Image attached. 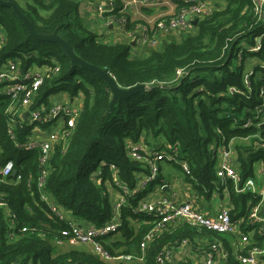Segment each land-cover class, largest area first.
<instances>
[{"label": "trees", "instance_id": "1", "mask_svg": "<svg viewBox=\"0 0 264 264\" xmlns=\"http://www.w3.org/2000/svg\"><path fill=\"white\" fill-rule=\"evenodd\" d=\"M1 1L13 2L38 33L56 30L81 59L107 70L120 86L146 85V90L116 100L107 111L111 95L103 79L87 68L71 66L57 43L30 36L13 8L0 3V66L13 62L21 74L36 69L43 75L30 109L48 108L49 96L60 91L69 97L78 93L83 96L72 134L66 143L54 146L44 179V190L66 215L95 226L112 221L114 196L121 193L116 182L135 189L149 175L146 158L163 149L170 154L177 150L176 159L159 160L156 176L127 196L119 208L116 231L99 239L112 257L132 256L114 264H155L156 256L164 251L171 252L166 263L170 264L175 248L183 240L192 243L195 237L220 241L228 251L229 264H239L222 234L175 222L154 236L147 243L143 259H137L142 255L140 243L157 218L136 209L156 186L168 187L169 175L161 163L177 170L189 191L194 190L198 205L226 188L232 221L241 222L243 231L254 229L250 245L262 244L264 234L259 224L249 221L250 210L261 196L251 191L236 193L230 180L222 184L217 175V149L221 146L232 151L233 165L242 182L253 178L257 167L264 169V123L260 124L264 117L260 93L264 86V37L261 47L251 50L255 37L264 33V18L251 0H224L200 17L192 30L181 31L179 39L170 32L158 34V43L145 45L140 56L131 55L129 41L110 44L99 40L83 25L75 1ZM173 1L174 12L157 19L186 6ZM113 7L103 20L124 19L121 24L125 31L140 24L130 20L122 0H115ZM147 29L149 36L156 33L155 28ZM248 72L246 86L244 75ZM9 103L10 97L0 92V165L11 160L16 170L15 175L0 180V198L17 221L15 228H10L0 209V263L25 264L31 259L40 264H112L82 247L54 242L59 230L67 226L38 201V151L15 144L25 142L36 123L9 113ZM51 122L40 126L45 128ZM10 125L14 140L8 132ZM247 139V144L237 143ZM137 145L145 161L130 156ZM181 162L187 171L181 168ZM261 204L264 208V196ZM23 225L35 227L45 236L19 232Z\"/></svg>", "mask_w": 264, "mask_h": 264}, {"label": "built area", "instance_id": "2", "mask_svg": "<svg viewBox=\"0 0 264 264\" xmlns=\"http://www.w3.org/2000/svg\"><path fill=\"white\" fill-rule=\"evenodd\" d=\"M181 3L186 4L185 7L180 8L176 14H171L168 17L159 18L153 21L150 27L147 25L138 24L134 30L125 31L131 39L136 42L137 45L144 47L145 45L154 46L158 43V34L164 32L173 31H190L194 28L191 20L194 18H200L214 8L209 0H177ZM254 4V9L259 16L264 18V0H251ZM115 0H99L97 5V14L103 18V15L111 11L114 7ZM126 3L131 5L151 6L155 4L154 0H126ZM264 20V19H263ZM106 24L117 23L121 30V21H116L111 17L104 20ZM147 28H155L156 33L149 36L147 34ZM264 37V33L255 37V44L251 50L257 51L261 47V39ZM264 66V64L262 65ZM177 74H180L178 72ZM247 74L244 75V83L248 86ZM43 75L39 70L31 69L27 73L21 74L18 69V65L13 62H7L0 66V92L10 97V103L7 111L11 114L17 115L19 118L26 119L29 123H36L37 125L45 122L54 121L57 118H61V126L59 131H51L43 139H36L31 136L22 143L15 141L18 147L25 149H35L38 151L39 161V177L37 181V187L39 189L38 201L46 205L47 211L58 221L66 223L65 229L59 230V233L54 237L56 244H62L69 246H78L86 249L88 252L100 259L110 261L113 259L118 260H131V255H119L112 257L107 250H105L99 239L108 233L116 231L119 226L117 216L119 214V208L122 204H125L127 196L134 194L135 191L143 188L147 182L156 176L158 171L157 162L163 158L176 159L177 150L174 148L172 154L166 153L165 149L160 152H153L151 158L147 159V165L149 168V175L141 179L136 185L135 189L129 190L127 186L119 184L118 186L120 194L116 193L114 196V211L115 216L112 221L95 226L80 222L73 217H68L64 210H62L54 201L51 200L49 195L44 190V179L46 175V166L51 156L53 148L56 144L61 141H66L72 134L78 111L70 106L66 102L59 104L50 105L48 108L41 106L37 109H30L32 99L36 94L37 89L42 83ZM232 89V88H231ZM261 95L264 98V86L260 90ZM264 103L262 104V106ZM25 113H28L25 115ZM13 121V120H12ZM264 123V117L261 119L260 124ZM9 135L14 140L13 126L9 127ZM139 146H134L130 150L129 154L134 159H145L138 153ZM11 163V168L7 166ZM181 168L187 171L185 163H180ZM113 169V166H110ZM13 170V162L8 160L3 165H0V180L4 181L5 178L11 174ZM257 172V171H256ZM98 173V172H97ZM259 175L263 174L264 180V169H259ZM217 175L223 184L226 179L230 180L233 184V189L236 193L243 191H251L261 196V200L252 206L249 213L250 224H259V228L264 234V208L262 207L261 201L264 196V183L260 190H256V181L254 177H248L243 182L241 177L233 165L232 151L229 148L221 146L217 149ZM19 180V177L17 178ZM100 180L97 179V182ZM167 187L161 185V188ZM226 190V188H223ZM190 195L186 200L182 202L174 201L168 196H162L155 201L146 202L141 200L137 206V211L152 214L157 218L153 227L144 236L143 241L140 243V249L142 255L137 258L143 259V254L147 243L150 242L154 236L162 231L167 225L172 222H181L191 227L203 228L207 231H214L219 234H228L233 237L232 239V254L234 259L239 264H264V240L261 245H250L251 235L254 229L249 231H243L240 227L241 222L232 221L230 216L231 206L229 204L222 206L214 216L206 215L200 206L196 203V195L194 190H190ZM38 203V202H36ZM0 209L3 211L5 217L8 218L9 226L15 228L16 216L12 212L10 206L0 198ZM36 233L40 237H44L45 233L38 231L35 227L21 226L19 232ZM16 232V230L14 231ZM18 232V230H17ZM12 238L13 236L10 235ZM186 244L183 240L180 245ZM196 251L199 253L200 264H229L228 262V251L223 247L222 243L218 240L211 242H205L201 245H196ZM171 252L164 251L160 252L155 258V264H166L170 262ZM1 264V263H0ZM6 264H22L15 261L8 262ZM24 264V263H23ZM25 264H40L34 263L31 259Z\"/></svg>", "mask_w": 264, "mask_h": 264}, {"label": "crops", "instance_id": "3", "mask_svg": "<svg viewBox=\"0 0 264 264\" xmlns=\"http://www.w3.org/2000/svg\"><path fill=\"white\" fill-rule=\"evenodd\" d=\"M72 1L78 3V13L83 25L89 30L96 33L99 36V40L110 44H113L117 41H129L131 44V55H142L144 47L137 45L136 42L131 39V37H129L123 30H121L120 26L117 23L106 24L105 21L97 14L96 9L97 5L99 4V0ZM122 1L126 14L130 18V20L140 24L144 23L152 25L151 23H153V21L158 17H160L161 15L172 13L176 8V3L173 0H154L155 4L151 6L131 5L129 3H126V0ZM218 4L220 3H214L215 6H218ZM169 34H171L172 37L176 39H179L182 35L181 31H173ZM60 92V94H55L52 96L50 95L51 97L49 96L48 102L50 105L56 104L58 101H60L68 103L77 111L80 110L81 104L83 102V96L80 93H78V95L75 97H69L66 92ZM61 121V118H57L45 128L37 124L34 125L31 137L36 139H43L48 135L49 132L53 130L59 131ZM161 165L163 166L164 171L169 175L168 187L162 189L161 186H156L154 190L145 197L144 200L146 202H152L162 196H168L172 200L178 202L186 200L190 195V192L185 182L181 178H179V175L172 171L171 168L165 166L162 163ZM259 169V167L256 168V175L259 174ZM263 183V179L261 180L260 184H257L256 182V190H260ZM200 203L201 205L199 206L206 215L214 216L222 206L229 204L227 191L222 189V191L214 192L209 200H204ZM176 223L182 225L181 222ZM223 236L226 239L229 247L233 250L232 239L228 236ZM206 241H208L207 237H195L192 243L179 245L172 253V260L170 264H185V262H190L191 264H200L199 253L195 250L196 245H201ZM118 261L120 260L113 259L110 260V263L114 264Z\"/></svg>", "mask_w": 264, "mask_h": 264}, {"label": "water", "instance_id": "4", "mask_svg": "<svg viewBox=\"0 0 264 264\" xmlns=\"http://www.w3.org/2000/svg\"><path fill=\"white\" fill-rule=\"evenodd\" d=\"M0 3L9 5L13 8L14 12L21 18L22 22L24 25L27 27L28 32L30 36L42 40V41H51L57 43L65 55L69 59V63L71 66H80L87 68L91 70L92 72L96 73L99 75L103 81L105 82L109 92H110V100H109V107L107 111H110L112 109L113 103L118 100V99H126L133 95L134 93L141 92L146 90V85L145 84H136L130 87H122L120 86L114 77L105 69H102L96 65H93L91 63H88L81 59L73 50L72 46L69 45L60 35H58L57 31L54 30L51 33H38L37 31L34 30V28L30 25L26 17L20 12V10L16 7V5L11 2V1H1ZM193 25H196L198 22V18H194L191 20ZM28 113H25L27 115ZM236 161L233 160V164H235ZM16 170L13 169L11 171V175H15ZM166 188V187H164Z\"/></svg>", "mask_w": 264, "mask_h": 264}, {"label": "rangeland", "instance_id": "5", "mask_svg": "<svg viewBox=\"0 0 264 264\" xmlns=\"http://www.w3.org/2000/svg\"><path fill=\"white\" fill-rule=\"evenodd\" d=\"M209 2L213 5L214 3H220V4H218V5H222L223 3H224V0H209ZM20 3H23L22 1H20ZM61 93V92H60ZM59 92H57V93H54V94H51V96L52 95H55V94H60ZM64 95V94H63ZM50 96V97H51ZM65 96V95H64ZM59 103H62V102H60V101H58L56 104H59ZM54 105V104H53ZM246 141H248V139L247 140H238L237 141V143L238 144H247L248 142H246ZM172 171H174L176 174H178L177 173V170H175V169H172ZM262 178H263V174H255V176H254V179H255V181L257 182V184H260L261 183V180H262ZM112 194H115V193H112ZM222 235H225V236H228V237H230L231 239H233V237L232 236H230V235H228V234H223L222 233ZM117 236H119V234H115L114 235V237H117Z\"/></svg>", "mask_w": 264, "mask_h": 264}, {"label": "clouds", "instance_id": "6", "mask_svg": "<svg viewBox=\"0 0 264 264\" xmlns=\"http://www.w3.org/2000/svg\"><path fill=\"white\" fill-rule=\"evenodd\" d=\"M7 167L10 169L11 168V163H9V165Z\"/></svg>", "mask_w": 264, "mask_h": 264}]
</instances>
